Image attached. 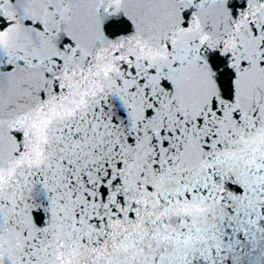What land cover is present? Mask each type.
Here are the masks:
<instances>
[{
  "label": "snow or ice",
  "instance_id": "snow-or-ice-1",
  "mask_svg": "<svg viewBox=\"0 0 264 264\" xmlns=\"http://www.w3.org/2000/svg\"><path fill=\"white\" fill-rule=\"evenodd\" d=\"M0 264H264V0H0Z\"/></svg>",
  "mask_w": 264,
  "mask_h": 264
}]
</instances>
